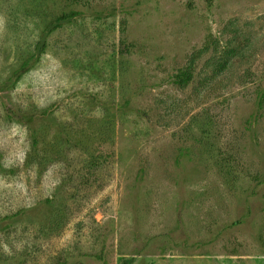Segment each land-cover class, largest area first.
Returning <instances> with one entry per match:
<instances>
[{
    "label": "rangeland",
    "instance_id": "1",
    "mask_svg": "<svg viewBox=\"0 0 264 264\" xmlns=\"http://www.w3.org/2000/svg\"><path fill=\"white\" fill-rule=\"evenodd\" d=\"M263 94L264 0H0V264H264Z\"/></svg>",
    "mask_w": 264,
    "mask_h": 264
},
{
    "label": "trees",
    "instance_id": "2",
    "mask_svg": "<svg viewBox=\"0 0 264 264\" xmlns=\"http://www.w3.org/2000/svg\"><path fill=\"white\" fill-rule=\"evenodd\" d=\"M70 14H63L60 17L56 18L55 22L52 24V26L57 25L60 26L62 24L63 21H66L70 18ZM49 29V28H48ZM44 42L41 44V46H44ZM40 50H42V48H40ZM234 49L230 48V50L226 51V53L223 56L217 57L216 58V62L213 64V66L215 67L213 70V76H217L219 74L222 73V71L227 67V59L230 57V54L233 53ZM200 53H197L196 55H193L191 58V62L193 63L192 65L188 66L187 69L182 70L181 72H179L176 76H175V83L177 86L179 87H185L187 86L193 79L194 76V63L196 61V59L199 57ZM28 64L29 62L27 60H25L22 63V66L20 67L19 70V74H22L26 71V69L28 68ZM262 98H264V94L262 96ZM227 159V157H225ZM230 167V168H228ZM221 169H225V171H227L228 173H232L233 172V166L230 164V166H226L225 164H221ZM257 177V176H254ZM258 179V177H257Z\"/></svg>",
    "mask_w": 264,
    "mask_h": 264
}]
</instances>
